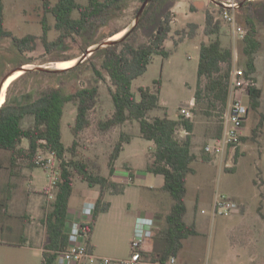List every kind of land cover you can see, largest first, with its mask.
<instances>
[{"label":"rangeland","instance_id":"1","mask_svg":"<svg viewBox=\"0 0 264 264\" xmlns=\"http://www.w3.org/2000/svg\"><path fill=\"white\" fill-rule=\"evenodd\" d=\"M229 1H254V7L264 6V0H174L171 8L172 31L164 43L165 48L172 52L168 57L154 54L147 71L137 77L132 85L133 91L140 97V87L149 86L157 91L160 86L157 81H161V106L150 111V117L168 115L177 119L184 115V110L192 111L191 119L197 134L193 150L198 159L192 163L195 173L189 174L187 180L186 220L193 222L200 219L201 224L198 227L199 233L186 240L181 252V258L188 264H264V218L260 213H264V121L260 124L262 116L264 119V14L259 18L251 17L257 26V37L262 41V47L256 53L257 71L253 74L255 85L261 91V105L256 110L251 108L242 131L245 139H242L234 152L212 156L209 162L201 159L203 147L215 137L220 123V107L209 106L204 98L197 102L195 98L201 43L210 42L216 37L205 33L208 11L214 15L215 20L221 21L223 44L233 48L232 72L236 68L246 67L244 40L235 38L231 25L222 20L224 6ZM4 3L5 26L18 37L34 34L39 38L35 49L24 52L18 50L10 37L0 39V80L20 65L54 66L60 62L56 59L82 56L89 41H93V46H96L105 41L111 31L131 28L141 5L137 0H128L122 11L92 38L73 35L66 39L63 46L47 51L40 38L43 33L41 21L45 14L41 1L4 0ZM248 12L249 9H241V6L235 10L238 23L247 30ZM49 22L52 25L55 23L51 15ZM192 24L196 25L194 36L190 34ZM57 34L53 29L49 39H55ZM133 41L137 45L145 43L148 35L139 29ZM103 59L99 53L91 55L81 62V67L63 74L23 72L8 87L6 99L27 100L55 83L61 85L66 93L96 84L92 63L106 74L102 68ZM2 60L6 61L5 65ZM205 83L206 78L202 86ZM110 85L107 76L106 81L99 82L98 93L89 102L91 125L78 137L77 158L84 161L92 173L108 176L109 155L120 134L124 132L132 136L131 141L124 144L116 166L120 171L126 169V165L134 170L135 183H131L126 194L124 191L113 193L107 190L106 201L110 205L112 201L113 206L102 216L93 238L99 244L101 253L114 258V261H122L129 255L130 223L134 215L140 211V215L153 216L157 222L163 223L164 214L169 211L174 200L168 191L162 189L163 176L143 170L148 161L153 159L155 146L140 136L138 121H127L106 132L100 130L98 123L110 117L114 111ZM242 97L245 103L250 104L246 93ZM191 100H194V105ZM76 115L77 105L68 102L62 119L63 142L66 146H70L75 138L72 126ZM32 122L33 117L28 116L23 126L27 127ZM21 147H28L26 139ZM10 155V151L0 150V264H42L39 242L42 239L47 241L48 238L42 217L52 209L56 188L53 190L54 195L50 196L45 188L50 184L51 171L39 166L29 167L23 159L19 162L16 174L11 175ZM66 157L70 159L71 153L67 152ZM97 188L101 190L100 185L91 186L79 173H75L71 206H77ZM9 191L12 199L8 204ZM216 195H224L236 201L242 211V218L235 219L233 215L213 216ZM22 201H26L32 211L28 207L24 208ZM202 209L206 210L205 214L201 213Z\"/></svg>","mask_w":264,"mask_h":264},{"label":"trees","instance_id":"2","mask_svg":"<svg viewBox=\"0 0 264 264\" xmlns=\"http://www.w3.org/2000/svg\"><path fill=\"white\" fill-rule=\"evenodd\" d=\"M40 1L45 13L41 21L43 33L40 38L47 51H52L63 46L66 39L73 35L92 38L101 27L108 24L122 11L128 0ZM137 1L142 4L144 0ZM254 4H256L254 1H246L241 6V9H249V14H246L249 26L244 39V54L247 56L245 68L249 75H253L257 71L256 53L262 47V41L257 37L256 23L251 17L259 18L260 15L263 17L264 6L257 8L254 7ZM173 5L174 0H152L140 23L130 35L115 45L98 49L92 54V56L98 53L103 55L102 68L106 71L105 74L97 68L94 62L92 63L96 84L66 93L61 85L55 83L41 90L36 97L27 98L24 102L6 99L0 107V150L10 151L9 169L11 175L16 174L22 159L27 161L29 167H37L33 158L38 147L42 145L40 141L43 139L47 141L46 146L54 150L57 158L61 161L62 179L57 184L52 209L44 215L43 219L48 238L43 248L42 264L45 259L53 263L58 254L68 248L69 202L74 190L75 173H79L89 185L101 186V194L96 200V209L89 223L91 232L99 214L110 208V203L103 201L105 192L112 190L113 193H120L126 187V185L114 181L112 176L116 171V161L124 144L131 141V135L124 132L120 134L119 140L109 155L108 176L92 173L88 165L77 158L78 137L85 128L91 125L88 115L89 102L96 97L99 82L106 81L107 76L111 83L110 93L114 111L110 117L98 123L100 130L106 132L127 121H138L140 136L155 143L153 159L148 162L146 170L163 176L162 189L168 191L174 200L169 211L164 214L163 225L155 229L152 249L147 250L146 254L153 261H166L173 255H179L184 247L185 239L199 233L194 224L185 221L187 180L189 174L195 173L192 163L198 159V155L193 150L195 123L191 118L185 116L177 119L170 118L168 115L150 117V111L161 106L160 80L157 81L160 85L157 91L152 90L149 86L140 87V97L132 89L133 81L147 71L154 54H163L168 57L172 52L165 48L164 43L172 31L173 13L171 8ZM50 15L55 20L54 25L49 22ZM192 27L190 34L194 36L196 25L192 24ZM53 29L58 34L55 39L50 40L49 35ZM139 29L148 35V41L137 45L133 40ZM221 29V21L215 20L214 15L208 11L205 33L216 35V37L210 42L203 41L201 43L195 98L197 102L204 98L208 101L209 106L220 107L218 110L220 123L213 138H219L223 133L222 115L230 100L231 72L234 61L233 48L223 44ZM121 30L111 31L107 38ZM7 37L12 39L14 45L21 52L35 49L36 41L39 38L34 34H27L23 37L14 35L5 26V3L4 0H0V39ZM91 45H93V41H89L88 47ZM67 59H72V57H64L56 59V61ZM2 62L5 65L6 61L2 60ZM79 67H81V63L58 72V74ZM204 78H206V83L202 86ZM260 98V89L255 84L252 85L249 88V101L252 109L256 110L260 107ZM68 102H74L77 105L76 120L72 126L75 138L70 146L64 144L62 134V119ZM28 116L33 117V122L25 127L23 121ZM263 121L262 116L260 124ZM181 128H185L189 134L181 137L178 134V130ZM25 139L28 141V147H21ZM242 139L244 140L245 137ZM67 152L72 155L70 159L66 157ZM237 157L238 153H236ZM201 159L209 162L212 160V155L204 150ZM9 186H11L10 183ZM10 194L11 191H9L8 197L11 196ZM260 213L264 218V213L262 211Z\"/></svg>","mask_w":264,"mask_h":264},{"label":"built area","instance_id":"3","mask_svg":"<svg viewBox=\"0 0 264 264\" xmlns=\"http://www.w3.org/2000/svg\"><path fill=\"white\" fill-rule=\"evenodd\" d=\"M239 3L229 1L224 6L222 20L232 27L235 38L244 40L248 30L238 23L235 10ZM253 75L247 73L246 68L240 67L234 69L231 75L230 100L228 107L222 115L224 129L221 137L210 139L203 149L212 156L225 154L229 151L234 152L242 143L243 127L251 110V105L245 103L242 94L249 96V88L254 85ZM194 105V100L191 101ZM183 116L192 117V111L184 110ZM178 134L184 137L189 134L185 128L178 130ZM41 146L38 147L33 161L46 170L51 171L50 184L45 188L50 196L54 195L53 190L62 179L61 161L57 158L56 152L48 148L47 141L41 140ZM96 209L95 201H86L81 212L86 217H91ZM240 208L236 201L231 200L224 195H216L213 203V216L224 215L232 216L239 213ZM206 212V210H202ZM89 222L74 220L68 224L69 245L68 248L58 254L57 259L50 263L47 259L44 264H183L178 256H171L166 261H153L146 254L145 243L154 236V219L150 216L139 215L136 218L133 239L131 241V254L127 259L114 261L109 257H103L94 254L89 249L91 237V227Z\"/></svg>","mask_w":264,"mask_h":264},{"label":"crops","instance_id":"4","mask_svg":"<svg viewBox=\"0 0 264 264\" xmlns=\"http://www.w3.org/2000/svg\"><path fill=\"white\" fill-rule=\"evenodd\" d=\"M192 101V100H191ZM196 128V127H195ZM193 135H194V137H193V141H194V143H195V139H197V134H196V130H194V133H193ZM152 143H153V145L155 146V143L153 142V141H151ZM124 149V148H123ZM151 160H149L148 162H150ZM148 164V163H147ZM147 164L145 165V167L143 168V170L145 171V172H148L147 170H146V167H147ZM126 169H123V171H120V170H118V168H117V166H116V171H115V173H114V175L112 176V179L114 180V181H116V182H118V183H122V184H124V185H126V187H125V189H124V194H126V192L128 191V188L131 186V183H135V179H136V175H135V172H134V170L132 171L131 170V168H129V166H127L126 165ZM131 172H132V174H131ZM148 173H151V172H148ZM157 176H162V175H157ZM163 183H164V178H163ZM163 183H162V185H163ZM161 185V186H162ZM107 192H109V191H106L105 192V194H104V197H103V201H106V195H107ZM100 194H101V190H100V188H97V189H94V190H92L91 191V193L87 196V197H85L82 201H81V203H79L77 206H75V207H73V206H71V199H70V202H69V215H68V223H70V222H72V221H74V220H77V221H83V222H89V221H91L92 220V218L91 217H86L82 212H81V209H82V207H83V205H84V203L86 202V201H95L96 202V200L99 198V196H100ZM71 198H72V196H71ZM11 199H12V197L10 198L9 197V199H8V204L10 203V201H11ZM22 204L24 205V208H26V207H28V210L29 211H32V209H31V206H28L27 204H26V201L25 202H23L22 201ZM187 204V203H186ZM113 206V202L111 201V205H110V209H111V207ZM188 208V207H187ZM202 210H205V209H202ZM109 211H107V212H102L101 214H99V216H98V218H97V220H96V223H95V225H94V228H93V230H92V232H91V237H90V241H89V243H90V246H89V249H90V251L91 252H93L94 254H96V255H99V256H105V257H109V258H111L110 256H107V255H105L104 253H101L102 251H101V249H100V247H99V244L96 242V241H94V235L96 234V227H98L99 226V224H100V220H101V218H102V216L104 215V214H106V213H108ZM168 212V211H167ZM140 211L139 212H137L135 215H134V218L132 219V222L130 223V226H132V230H131V237H130V240H129V245H130V249H129V255H128V257L130 256V254H131V241H132V239H133V234H134V228H135V222H136V218L140 215ZM166 213V212H165ZM188 213V209H187V212H186V214ZM202 214H205L206 212H201ZM150 217H152L153 219H154V217L153 216H150ZM233 218H235V219H239V218H242V211L240 210L239 211V213H237V214H235V215H233ZM44 216L42 217V221L44 222ZM185 221L187 222V223H189V224H194L195 226H196V228L198 229V227H199V225L201 224L200 222H201V220L200 219H195L193 222H191L192 220H190V222H188L187 220H186V215H185ZM164 223V222H163ZM163 223H161V221H156L155 219H154V230L155 229H158L159 227H161L162 225H163ZM31 224H34V223H32L31 222ZM199 231V230H198ZM188 239V238H187ZM187 239H185L184 240V246H185V243H186V240ZM33 241V240H32ZM47 241H46V239H42V241L41 242H39L40 244H41V250H42V256H43V248H44V245H45V243H46ZM32 245H33V242H32ZM152 246H153V239H150V240H148L146 243H145V247H146V250H151L152 249ZM184 248V247H183ZM181 252H182V250H181ZM181 252L179 253V255H178V257H179V259H180V261L183 263V264H188L187 263V261H185L184 259H182L181 258ZM111 259H114V258H111ZM123 259H126V258H123ZM43 260V259H42ZM111 264H119V263H111Z\"/></svg>","mask_w":264,"mask_h":264},{"label":"water","instance_id":"5","mask_svg":"<svg viewBox=\"0 0 264 264\" xmlns=\"http://www.w3.org/2000/svg\"><path fill=\"white\" fill-rule=\"evenodd\" d=\"M152 0H144L143 3L141 4L138 12H137V15H136V18H135V23L134 25L127 29L125 28L124 30H121L120 32H124L123 35L120 37V38H117V39H112V36L108 37L105 41L99 43L98 45L96 46H89L86 51L82 54V56L80 57H77L79 58L77 64H80L81 62H83L86 58H88L89 56H91L96 50L98 49H102L106 46H109V45H115L116 43H118L120 40L126 38L128 35H130L134 30L135 28L138 26V24L140 23L143 15H144V12L147 8V6L150 4ZM246 2V1H245ZM243 2V3H245ZM243 3H239V5L237 6V8H239L240 6L243 5ZM224 6V5H223ZM118 32V33H120ZM117 33V34H118ZM62 61H65V60H62ZM75 65L71 66V67H68V68H57V67H51V66H44V65H21L19 66L18 68H15L13 71H11L10 73H8L1 81L0 83V96H1V93H2V90H3V87H4V84L5 82L7 81V79L13 75L15 72L17 71H22V72H28V71H40V72H47V73H58V72H62V71H65L67 69H70L72 67H74ZM2 106V105H1ZM0 106V107H1Z\"/></svg>","mask_w":264,"mask_h":264},{"label":"bare ground","instance_id":"6","mask_svg":"<svg viewBox=\"0 0 264 264\" xmlns=\"http://www.w3.org/2000/svg\"><path fill=\"white\" fill-rule=\"evenodd\" d=\"M124 32H120L116 35H114L112 37V39H117L119 38L121 35H123ZM78 61V58H72V59H68V60H65V61H60V62H56L54 66H51V67H57V68H68V67H71L73 65H75V63ZM23 72L20 70V71H17L15 72L13 75H11L7 81L5 82L4 84V87H3V90H2V93H1V96H0V106L3 105V103H1V100H2V97H3V94L5 93V90L9 84V81L13 78H16L17 76L21 75Z\"/></svg>","mask_w":264,"mask_h":264},{"label":"flooded vegetation","instance_id":"7","mask_svg":"<svg viewBox=\"0 0 264 264\" xmlns=\"http://www.w3.org/2000/svg\"><path fill=\"white\" fill-rule=\"evenodd\" d=\"M20 66H21V65H20ZM17 68H18V67H17ZM13 70H14V69H13ZM13 70H12V71H13ZM10 72H11V71H10ZM10 72H9V73H10ZM25 73H26V72H25ZM7 74H8V73H7ZM7 74H6V75H7ZM6 75H5V76H6ZM5 76H4V77H5ZM19 76H20V75H19ZM19 76H17L16 78L11 79V80L9 81V84H8L6 90H5V93L3 94V97H2L1 103L4 104V102L6 101V93H7V89H8V87L10 86V84H11L15 79H17ZM4 77H3V78H4ZM3 78H2V79H3ZM2 79L0 80V83H1ZM15 101H18V102H24L25 100H21V98H20V99H15Z\"/></svg>","mask_w":264,"mask_h":264}]
</instances>
